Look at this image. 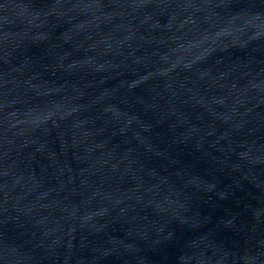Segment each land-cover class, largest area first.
Here are the masks:
<instances>
[{
    "label": "water",
    "instance_id": "obj_1",
    "mask_svg": "<svg viewBox=\"0 0 264 264\" xmlns=\"http://www.w3.org/2000/svg\"><path fill=\"white\" fill-rule=\"evenodd\" d=\"M0 264H264V0H0Z\"/></svg>",
    "mask_w": 264,
    "mask_h": 264
}]
</instances>
